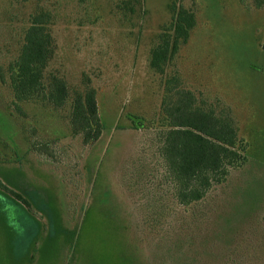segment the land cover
Here are the masks:
<instances>
[{
    "label": "rangeland",
    "instance_id": "1",
    "mask_svg": "<svg viewBox=\"0 0 264 264\" xmlns=\"http://www.w3.org/2000/svg\"><path fill=\"white\" fill-rule=\"evenodd\" d=\"M121 1L0 0V73L30 14L50 11L57 51L49 69L72 87L90 77L104 126L84 145L70 130L69 104L24 102L21 116L0 79V179L29 202L0 190V264H130V250L134 264H264V0H177L195 10L197 25L165 77L235 118L248 144L245 164L185 211L154 178L164 170L165 78L148 60L172 0H139L133 11ZM32 143L48 144L52 156Z\"/></svg>",
    "mask_w": 264,
    "mask_h": 264
},
{
    "label": "trees",
    "instance_id": "2",
    "mask_svg": "<svg viewBox=\"0 0 264 264\" xmlns=\"http://www.w3.org/2000/svg\"><path fill=\"white\" fill-rule=\"evenodd\" d=\"M137 2L140 3L139 0H123L118 6L133 11ZM169 9L171 21L163 26L150 49L148 60L150 71L165 78L161 128L158 127L157 131L164 170L160 177L154 178L160 182L159 191L165 199L185 211L204 202L213 189L228 182L232 172L245 164L248 144L239 137L235 118L201 104L193 91L180 87L176 75L165 77L167 67L189 42L197 25V15L192 7L172 0ZM28 23L16 55L9 61L6 71L0 73L1 81L11 88L14 110L25 116L21 103L29 101L54 109L69 104L72 134L79 136L84 145H93L100 139L104 128L96 88L86 74L81 86L72 87L63 74L49 69L57 51L50 11L41 9L31 13ZM129 118L136 129L144 127L142 117L130 114ZM31 148L52 156L48 144L35 147L32 143ZM3 189L28 207L27 199L0 179V190ZM153 208L163 210L160 199H154ZM262 220L264 222V215ZM233 235L235 245L242 246V233ZM223 237L221 231L218 244H226ZM210 245L212 250H218L216 244ZM133 255L130 250V264H134Z\"/></svg>",
    "mask_w": 264,
    "mask_h": 264
}]
</instances>
